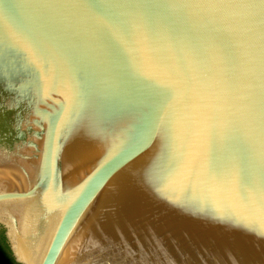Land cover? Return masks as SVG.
Wrapping results in <instances>:
<instances>
[{
  "label": "water",
  "instance_id": "obj_1",
  "mask_svg": "<svg viewBox=\"0 0 264 264\" xmlns=\"http://www.w3.org/2000/svg\"><path fill=\"white\" fill-rule=\"evenodd\" d=\"M220 2L0 0L15 264H264V9Z\"/></svg>",
  "mask_w": 264,
  "mask_h": 264
},
{
  "label": "snow or ice",
  "instance_id": "obj_2",
  "mask_svg": "<svg viewBox=\"0 0 264 264\" xmlns=\"http://www.w3.org/2000/svg\"><path fill=\"white\" fill-rule=\"evenodd\" d=\"M219 6H234V7H245L249 9H255L257 7H260L261 9H264V0H242L241 3H232L231 0H221ZM97 9V11H103L104 5H93ZM261 26H264V18L260 20ZM246 151V149H245ZM251 179L250 175L246 174L244 177L245 182H248Z\"/></svg>",
  "mask_w": 264,
  "mask_h": 264
},
{
  "label": "trees",
  "instance_id": "obj_3",
  "mask_svg": "<svg viewBox=\"0 0 264 264\" xmlns=\"http://www.w3.org/2000/svg\"><path fill=\"white\" fill-rule=\"evenodd\" d=\"M0 264H15L6 247L0 243Z\"/></svg>",
  "mask_w": 264,
  "mask_h": 264
},
{
  "label": "flooded vegetation",
  "instance_id": "obj_4",
  "mask_svg": "<svg viewBox=\"0 0 264 264\" xmlns=\"http://www.w3.org/2000/svg\"><path fill=\"white\" fill-rule=\"evenodd\" d=\"M0 243L5 247V243L3 240V231L0 229Z\"/></svg>",
  "mask_w": 264,
  "mask_h": 264
},
{
  "label": "rangeland",
  "instance_id": "obj_5",
  "mask_svg": "<svg viewBox=\"0 0 264 264\" xmlns=\"http://www.w3.org/2000/svg\"><path fill=\"white\" fill-rule=\"evenodd\" d=\"M6 247V246H5Z\"/></svg>",
  "mask_w": 264,
  "mask_h": 264
}]
</instances>
